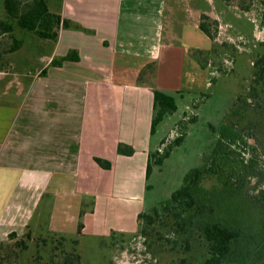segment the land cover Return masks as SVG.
<instances>
[{"label": "crops", "instance_id": "crops-1", "mask_svg": "<svg viewBox=\"0 0 264 264\" xmlns=\"http://www.w3.org/2000/svg\"><path fill=\"white\" fill-rule=\"evenodd\" d=\"M46 1L71 26L59 28L54 41L44 39L39 68L12 72L19 86L0 87V241L10 232L22 234L34 221L75 234L88 198L82 233L127 229L123 213L111 220L102 209L123 192L137 200L152 187V171L147 178L145 171L158 146L150 144L168 116L150 133L152 88L172 95L175 103V97L183 101L195 92L191 74L206 69L192 51L212 44L199 29L200 17L220 24L226 8L222 0ZM200 33L209 46L199 45ZM72 50L78 60L50 64ZM147 66L153 67L150 84L140 81ZM167 69L171 84L162 75ZM118 143L130 145L133 154H118ZM95 157L111 167H99ZM159 201L147 204L149 209ZM134 206L130 217L136 222L142 210Z\"/></svg>", "mask_w": 264, "mask_h": 264}, {"label": "rangeland", "instance_id": "rangeland-1", "mask_svg": "<svg viewBox=\"0 0 264 264\" xmlns=\"http://www.w3.org/2000/svg\"><path fill=\"white\" fill-rule=\"evenodd\" d=\"M223 2L226 8L223 7L224 10L220 12V24H213L211 18L204 20L215 36L214 43L210 45L207 37L200 33L199 45H203V48L209 45L210 47L192 51L193 56L199 60L200 66L206 70L200 69L191 74L193 80L189 85L195 92L190 93L191 95L186 94L183 101L175 97L179 111L166 117L152 137L153 145L150 144V149L158 146L163 151L176 136L185 132L182 142L172 149L162 165L158 167L152 165L149 176L152 187L142 199H138V196L137 200H133L132 193L123 192L121 199L118 196L111 202L113 204L110 208L102 209L106 217H110L111 220L112 217L115 218L123 213L122 225L128 226L126 230L111 228L113 233L110 231L100 234L95 229L89 228L87 232L82 233L75 245L82 264H202L205 250L198 236L193 234L191 239H188V249L180 242L177 234L162 226L156 225L149 236L143 237L137 229V220L135 222L130 216L136 209L134 206L136 203H139L137 208L145 212L149 211V206L154 204L153 201L168 200L171 193L181 185L187 171L202 166L215 145L224 117L234 98L247 92L253 62L264 50L261 45L264 41V0ZM205 4L207 5V0ZM50 7L53 9L52 5ZM244 7L246 8L243 9ZM0 17H3L2 0H0ZM11 34L21 41L20 46L14 51L9 50L13 44L12 37L8 34L0 35V72H2L0 87L8 86L9 90L19 86V80L12 77V72L35 71L41 66L37 61V55L46 50L43 46L44 39H40L34 33L13 25ZM152 69V66H147L144 70L147 75L144 76L142 71L144 77H141L140 81L150 84ZM171 72H175L174 67ZM162 75L165 77V83H172L169 69ZM187 78L183 79V85ZM212 78H215V81L210 83ZM204 93L208 96L203 97ZM187 106L189 111L184 112L185 122L192 116H195V121L189 123L186 128L174 126V122ZM160 139L164 141L162 146H159ZM236 149L240 151L241 147L237 146ZM241 185L242 195L232 197L230 201L232 204L226 207L228 210L226 208L222 210L221 217L239 225L243 230L242 238L236 245L232 257L239 264H260L264 262V209L257 201V194L262 191L264 195V148L254 149L248 174L241 180ZM202 186L208 188L209 181L204 182ZM130 194L131 196H128ZM85 201L87 204L82 206L84 210L88 208L90 198ZM129 227L136 229L132 232ZM47 230L45 224L34 221L30 224L29 230L24 232L29 231L31 238L34 239L45 235ZM62 234L68 239L75 238L74 233ZM28 244H30L29 251L18 258L14 257L10 261L11 264L26 263L27 257L33 252L31 242ZM67 247L69 248V245Z\"/></svg>", "mask_w": 264, "mask_h": 264}, {"label": "trees", "instance_id": "trees-1", "mask_svg": "<svg viewBox=\"0 0 264 264\" xmlns=\"http://www.w3.org/2000/svg\"><path fill=\"white\" fill-rule=\"evenodd\" d=\"M223 1L229 2V0ZM2 6L0 35L8 34L12 37L13 44L9 47L10 51L16 50L21 44V41L11 34L13 25L21 30L34 33L40 39L51 41L56 39L59 28L71 26L69 20L62 19L59 14L49 10L46 0H2ZM205 19L209 20V17L202 15L199 29L214 43L215 36L205 23ZM212 23L217 25L214 20ZM73 26L76 29L85 30L78 24H73ZM261 45L264 49V41ZM76 60L78 56L72 50L61 58L52 59L50 64L60 65L63 61ZM196 60L199 62L198 59ZM214 81L215 78H212L210 83ZM152 94L150 133L154 132L157 124L166 115L174 113L177 109L172 95L155 88H152ZM205 96L208 95L204 93L203 97ZM185 118L186 115L183 113L174 126L186 128L189 123L195 121V116L188 118L186 122ZM184 136L185 132H182L172 140L170 145L165 146L163 151L158 147L149 153L145 171L146 178L152 165H162L172 149L182 142ZM162 145H164L163 140L159 143V146ZM237 146L241 147L240 151L236 149ZM256 147L264 148V50L253 62L247 92L234 98L225 115L210 155L201 167L187 171L181 185L171 193L168 200L159 201L149 211L137 214L139 234L147 237L156 225L162 226L175 235L177 234L180 242L187 249L188 239L195 234L205 250L202 264H235L236 262L239 264L232 256L236 245L242 238L243 230L239 225L221 217V213L223 209L232 204L230 203L232 197L242 195L241 180L248 174L251 155ZM116 151L118 154L130 156L134 149L125 143H118ZM94 161L103 169L111 167L108 160L95 157ZM206 181L210 184L208 188L202 186ZM257 196V201L264 209L262 191ZM84 212L82 208L78 216L75 238L68 239L64 234L50 230H47L45 235L34 239L31 238L29 231L20 235L15 232L8 233L7 240L0 241V264H11L10 261L14 257L18 258L24 252H28L29 242H31L33 252L27 257L25 264H82L81 256L75 250V245L82 235ZM25 230H29V226H26Z\"/></svg>", "mask_w": 264, "mask_h": 264}]
</instances>
